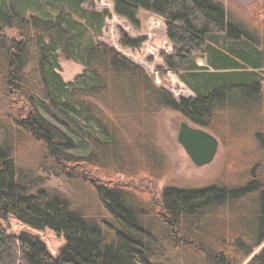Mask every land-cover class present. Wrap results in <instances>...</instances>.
Segmentation results:
<instances>
[{
	"label": "trees",
	"instance_id": "16d2710c",
	"mask_svg": "<svg viewBox=\"0 0 264 264\" xmlns=\"http://www.w3.org/2000/svg\"><path fill=\"white\" fill-rule=\"evenodd\" d=\"M110 1L136 30L141 10L165 22L166 70L193 95L102 40L95 0H0V264H264V1L248 24L223 0ZM61 56L84 66L72 81ZM164 111L220 140L216 183L156 195L118 180L164 174Z\"/></svg>",
	"mask_w": 264,
	"mask_h": 264
},
{
	"label": "rangeland",
	"instance_id": "374dc122",
	"mask_svg": "<svg viewBox=\"0 0 264 264\" xmlns=\"http://www.w3.org/2000/svg\"><path fill=\"white\" fill-rule=\"evenodd\" d=\"M263 1L223 0L226 8L244 24L251 23L253 20V5ZM95 3L98 10H106L109 13L102 40L117 47L125 55L144 66L155 78L157 84L164 85L178 99L193 95L176 74L166 70L162 55L171 54L172 45L168 40L166 24L162 19L141 10L139 17L142 25L139 30H136L125 19L115 14L113 3L110 0H95ZM122 30L127 31L133 37L146 36L147 41L139 49L124 48L119 43ZM59 64L60 73L65 81L74 80L84 70L82 64L64 56L60 57ZM4 106H1L0 114L6 110ZM183 120L185 119L174 111H164L156 119L158 145L167 155L166 171L160 178L153 181L146 176H140L135 180H130L120 175L118 180L150 188L156 195H159L167 186L179 189H202L216 183L225 163L226 156L223 148L220 147L214 162L204 167L196 166L177 139ZM41 175L46 179L48 186L73 195L70 185L64 178L45 172H41Z\"/></svg>",
	"mask_w": 264,
	"mask_h": 264
},
{
	"label": "water",
	"instance_id": "95a60500",
	"mask_svg": "<svg viewBox=\"0 0 264 264\" xmlns=\"http://www.w3.org/2000/svg\"><path fill=\"white\" fill-rule=\"evenodd\" d=\"M177 139L198 167L214 162L221 147L220 140L215 135L186 119L181 122Z\"/></svg>",
	"mask_w": 264,
	"mask_h": 264
}]
</instances>
